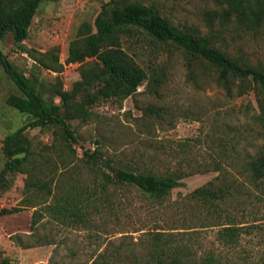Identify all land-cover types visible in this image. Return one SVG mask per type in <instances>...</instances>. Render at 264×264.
I'll return each mask as SVG.
<instances>
[{"label": "rangeland", "instance_id": "obj_1", "mask_svg": "<svg viewBox=\"0 0 264 264\" xmlns=\"http://www.w3.org/2000/svg\"><path fill=\"white\" fill-rule=\"evenodd\" d=\"M107 1L56 0L41 4L24 44L40 51L58 47L64 63L60 74L38 66L28 52L16 47L12 34L0 42V49L27 75H37L39 87L50 99L57 75L66 90L81 77L80 64L66 61L69 43L80 23H93ZM142 1L155 4L175 25L211 36L215 46L234 56L264 62V32L255 33L242 28L233 17L228 19L220 0ZM127 45L136 51L132 44ZM150 51L145 50L140 62L146 65L152 60L164 69L166 80L160 93L145 92V86H141L124 101L102 99L95 103L87 119L69 121L78 136V157L83 156L85 148H99L107 159L153 167L161 173L191 170L192 174L183 177L162 204L152 202L134 186L112 187L111 208L106 215L109 227L88 229L62 225L48 215L33 227L32 206L5 211L23 203L26 175L18 173L13 186L0 191V250L12 264H90L111 240L115 241L111 247L132 245L140 251L143 233L148 230L201 227L203 220L199 217L206 210L193 198V191L210 181L220 184L226 178L235 179L250 193L229 199L221 208L235 216L242 227L252 228L250 232L246 228L236 247L227 248L217 240L218 226H204L200 252L213 248L232 264H264V180L252 181L241 166L248 154L264 149V130L254 119L259 111L256 92L251 89L239 94L236 87L228 93L201 65L190 73L184 55L173 45L160 44ZM15 90L0 64V169L4 137L30 118L5 103L7 95ZM149 106L158 113L146 116L144 110ZM55 130V126L29 128L27 135L34 148H43L52 144ZM81 164L77 159L71 172L86 182L90 178L85 167L78 170ZM117 167L113 162L107 170L115 174ZM64 173L59 189L69 174ZM217 211L212 214L215 223ZM97 221L100 223L101 218Z\"/></svg>", "mask_w": 264, "mask_h": 264}, {"label": "trees", "instance_id": "obj_2", "mask_svg": "<svg viewBox=\"0 0 264 264\" xmlns=\"http://www.w3.org/2000/svg\"><path fill=\"white\" fill-rule=\"evenodd\" d=\"M45 1L56 0H0V42L12 34L16 47L28 52L38 66L60 74L64 63L58 47L40 51L24 44L34 16ZM220 1L228 19L233 17L242 28L252 29L255 33L264 32V0ZM127 43L136 51H132ZM160 44L173 45L180 50L190 73L193 74L200 65L211 71L215 81L228 93L236 87L239 94L253 89L259 109L254 119L264 130L263 61L234 56L215 46L211 36L175 25L153 3L108 0L93 23H80L69 43L66 61L80 64L81 77L66 90L57 75L58 82L51 89L50 99H46L39 87L38 76L27 75L0 49V64L16 88L7 95L5 103L30 117L3 139L0 191L10 189L18 173L26 175L23 203L5 211L34 207L33 227L47 215L69 227H109L106 215L111 208L112 187L134 186L152 202L162 204L180 180L192 174L191 170L161 173L153 167L107 159L99 148H85L79 158L75 148L78 136L69 121L90 117V108L95 103L102 99L124 101L136 94L141 86H145V92L160 93L166 80L164 69L152 60L146 65L140 62L145 50L150 53ZM54 97H58L59 102ZM144 113L152 116L158 111L149 106ZM50 126L56 127L52 144L34 148L27 129ZM100 143L97 140V144ZM77 159L82 162L78 170L85 167L88 171L90 179L86 182L71 172ZM113 162L118 166L115 174L107 170ZM241 166L249 179L263 181L264 149L248 154ZM65 171L69 174L59 189ZM244 193L250 191L235 179L226 178L220 184L210 181L192 193L206 210L199 217L203 220L201 227L148 230L143 233L140 251L132 245L111 247L115 243L111 240L90 264H232L223 253H217L213 248L201 254V229L218 226V242L223 247H236L243 232L247 229L250 232L252 227H242L235 216L225 213L221 207L229 199H238ZM213 210L219 212L216 223L212 222ZM99 217L100 223L97 221ZM0 264H12L1 250Z\"/></svg>", "mask_w": 264, "mask_h": 264}]
</instances>
